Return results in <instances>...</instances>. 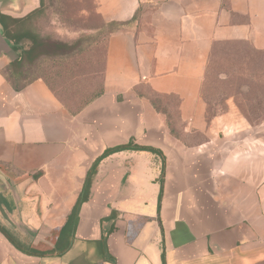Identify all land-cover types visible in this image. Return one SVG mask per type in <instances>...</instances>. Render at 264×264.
<instances>
[{"label":"crops","instance_id":"obj_1","mask_svg":"<svg viewBox=\"0 0 264 264\" xmlns=\"http://www.w3.org/2000/svg\"><path fill=\"white\" fill-rule=\"evenodd\" d=\"M43 2L0 0V19ZM93 5L101 23L126 25L79 111L0 55V264H264V120L232 98L208 118L202 96L212 53L264 54V0ZM128 144L139 149L101 158Z\"/></svg>","mask_w":264,"mask_h":264},{"label":"rangeland","instance_id":"obj_2","mask_svg":"<svg viewBox=\"0 0 264 264\" xmlns=\"http://www.w3.org/2000/svg\"><path fill=\"white\" fill-rule=\"evenodd\" d=\"M102 24L94 12L93 0H44L40 10L31 17L30 30L46 43L72 44L81 39V50L63 58L41 57L25 66L23 78L27 81L43 78L72 111L81 108L102 91L106 40L104 34L94 33ZM229 52L216 54L210 64L205 83L210 108L226 106L222 97L225 93L241 112L254 111L257 117L264 115V54L241 47L229 48ZM221 73L228 77L219 79Z\"/></svg>","mask_w":264,"mask_h":264},{"label":"trees","instance_id":"obj_3","mask_svg":"<svg viewBox=\"0 0 264 264\" xmlns=\"http://www.w3.org/2000/svg\"><path fill=\"white\" fill-rule=\"evenodd\" d=\"M34 14H36V12L30 14L29 16L23 19H11V18H5L3 20L0 19L2 21V22L0 21V23L3 29V36L5 37L6 41L8 42V44L10 45V47L12 48L16 56L10 65V71L12 75H18L20 77H23L24 72H25L24 70L25 66L36 63L39 59H41V57L52 56V58H55V57L63 58V57L68 56L70 53L74 52L77 49L81 50L80 49V45L82 43L81 39L74 41V43L72 44L46 43L42 39H40L38 36H36L30 30V27H29L30 26L29 22L31 20V17ZM125 25L126 24H121V23L102 24V27L98 28L94 33L97 32V33L104 34L105 35L104 39L106 40L110 34L116 32L117 30L124 27ZM91 38L93 37L91 36ZM216 54L214 52L212 53L210 57V61L208 63V67H207V71H206V75L204 79V86L202 89V96L207 103V117L208 118L216 117L226 111V106L219 108V109L210 108L211 107L210 98L205 88V83H206V80L209 78V73H210L209 67H210L211 62L213 61V57ZM223 76L226 78L228 77L226 73H221L218 78L220 79ZM263 79L259 81H262ZM222 97L224 98V101H223L224 104H226L225 102H226V99L228 98L227 94L225 93L222 94ZM150 100L152 102V105L157 111L163 112L164 114H166L167 119H168V126L170 128L171 133L174 136L179 137L178 126L175 120V114L169 113L167 111L166 106L164 104L165 102L161 97L153 95L151 96ZM60 101L64 104L66 108L70 109V107L65 102H63L62 100ZM88 102H86L81 108H79L76 111H79L80 109H82ZM244 112H245L244 115L246 116V118L252 123H256L257 121L261 122L264 120V115L257 117V114H258L257 112H254V111H244ZM131 148L139 149V147H136V146L132 147L131 144H128L126 146H122L116 149L105 151L101 158H104L113 152L129 150ZM81 203H82V200L81 198H79L78 202L76 203V206L73 208L72 214H75L79 210Z\"/></svg>","mask_w":264,"mask_h":264},{"label":"water","instance_id":"obj_4","mask_svg":"<svg viewBox=\"0 0 264 264\" xmlns=\"http://www.w3.org/2000/svg\"><path fill=\"white\" fill-rule=\"evenodd\" d=\"M2 53L8 54L10 56L16 57L14 51L8 44V42L5 40L3 36V30L0 27V55Z\"/></svg>","mask_w":264,"mask_h":264}]
</instances>
